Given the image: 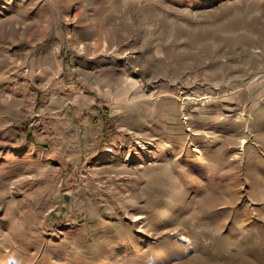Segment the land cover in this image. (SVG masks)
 <instances>
[{
  "label": "rangeland",
  "instance_id": "obj_1",
  "mask_svg": "<svg viewBox=\"0 0 264 264\" xmlns=\"http://www.w3.org/2000/svg\"><path fill=\"white\" fill-rule=\"evenodd\" d=\"M0 264H264V0H0Z\"/></svg>",
  "mask_w": 264,
  "mask_h": 264
}]
</instances>
